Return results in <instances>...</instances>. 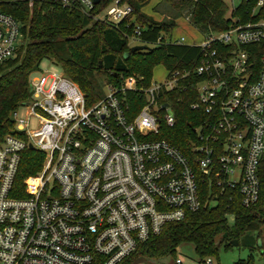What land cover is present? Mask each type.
<instances>
[{
    "label": "built area",
    "instance_id": "built-area-1",
    "mask_svg": "<svg viewBox=\"0 0 264 264\" xmlns=\"http://www.w3.org/2000/svg\"><path fill=\"white\" fill-rule=\"evenodd\" d=\"M118 27L133 7L110 0L95 12L94 0H56ZM264 0H257L255 7ZM130 22L125 26L130 27ZM143 27L133 22L137 40ZM19 21L0 11V63L15 55ZM159 38V41L161 40ZM166 41L187 44L185 37ZM264 42V19L203 35L192 67L168 70L164 82L139 87L133 77L88 105L78 85L58 73L34 71L26 117H12L17 134L0 143V264H119L138 243L185 218L202 203L199 174L217 192L229 189L243 207L264 200V48L259 72L247 46ZM195 75L197 99L190 108L207 115L195 128V165L159 133L175 116L160 93L184 89ZM144 94L130 113L122 95ZM164 104H167L164 107ZM38 120L31 129L29 117ZM42 152V169L23 178V196L13 194L23 151ZM175 264H182L175 258ZM200 264H213L212 256Z\"/></svg>",
    "mask_w": 264,
    "mask_h": 264
},
{
    "label": "trees",
    "instance_id": "trees-1",
    "mask_svg": "<svg viewBox=\"0 0 264 264\" xmlns=\"http://www.w3.org/2000/svg\"><path fill=\"white\" fill-rule=\"evenodd\" d=\"M147 1L127 0L133 5V14ZM101 2L95 7V12L110 0ZM256 2L242 0L229 11L224 0H161L164 18L161 21L142 20L140 25L143 29L137 36L138 44H146L149 48L130 51L128 36L133 35V22H138L129 16L115 27L83 14L76 7L63 6L56 0H0V11L10 13L19 21L22 34L15 55L0 63V143L6 135L17 134L12 113L30 98L29 78L34 71L39 70L44 58L52 59L64 75L78 85L86 104L90 105L104 96L105 85L120 87L127 75L139 74L142 79L138 81V86L147 87L156 64L162 63L167 70L195 65L200 59V46L168 42L162 35L175 26L178 17H185L202 35H207L234 24L264 17V4L256 12ZM126 22L131 23L130 27L125 26ZM160 36L163 38L159 41ZM263 48L264 42L247 46L256 74L259 72ZM128 51L130 53L126 56ZM197 80L199 77L192 75L184 89L174 88L160 93V100L168 102L173 110L175 124L167 126L161 122L159 133L154 135L178 147L194 165L193 147L199 143L195 128L207 117L202 111L190 108V103L197 99ZM122 95L132 115L145 103V96L140 91L127 90ZM44 160V154L36 149L27 148L23 151L13 187L14 195H24L23 178L38 173ZM199 176L201 207L187 213L182 220L165 224L160 233L139 242L136 249L119 264H133L141 258L175 257L176 247L184 241L193 242L201 258L216 256L222 244L224 249L231 248L234 239L238 244L242 241L247 245L253 244L259 250L264 264L261 234L264 200L243 207L235 191L227 189L219 193L207 179ZM228 215L233 217L232 224L228 222ZM233 264L255 262L252 254H249L247 258L236 259Z\"/></svg>",
    "mask_w": 264,
    "mask_h": 264
},
{
    "label": "rangeland",
    "instance_id": "rangeland-1",
    "mask_svg": "<svg viewBox=\"0 0 264 264\" xmlns=\"http://www.w3.org/2000/svg\"><path fill=\"white\" fill-rule=\"evenodd\" d=\"M161 0H148L142 7L134 11L128 15L130 19L138 22L137 24H141L142 20L148 19L152 21H161L164 18L163 11V2L162 5L160 3ZM225 3L229 7V11H231L234 7L238 6L242 0H224ZM123 3H128L127 0L123 1ZM109 4V2L107 3ZM130 4V3H129ZM131 5V4H130ZM133 6V5H131ZM259 7H256V12ZM162 9V10H161ZM165 12V11H163ZM140 13L141 15H139ZM143 15V16H142ZM139 19V20H137ZM264 19V17L260 18ZM233 20H235L233 18ZM145 21V20H144ZM164 39L168 36H172L173 38H178L180 36H184L187 44H198L203 40L202 33L196 29L193 25L189 23V21L181 16L175 20V26L172 27L169 31H164L162 34ZM21 39H19V44L21 43ZM139 42L134 39H129V45H135ZM158 54H161L157 51ZM39 71L44 73H58L61 71V68L50 58H44L39 65ZM168 76L167 68L162 64H156L153 68L152 78L150 82H164ZM129 77H133L136 81V85H138V81L142 79L139 74H131L127 75L123 78V80L128 79ZM104 92H107V85L104 86ZM17 115L19 118H27L26 117V106L23 104L18 105L16 108ZM38 120L34 116L29 117V125L31 129H35L37 127ZM228 222L232 224L233 217L232 215H228ZM262 241L264 242V224L261 228ZM219 240V236L216 237V241ZM260 242V240H258ZM249 254H252L255 264H262L263 259L257 248L251 243L244 244L242 241L241 244L233 245L231 248L224 249L223 244L220 246L218 254L216 256H212L213 264H233V262L238 258H247ZM175 257L181 259L182 264H200L201 258L195 251V245L191 241H184L178 244L175 249ZM175 257L166 256L160 259H147L141 258L137 260L133 264H174Z\"/></svg>",
    "mask_w": 264,
    "mask_h": 264
},
{
    "label": "water",
    "instance_id": "water-1",
    "mask_svg": "<svg viewBox=\"0 0 264 264\" xmlns=\"http://www.w3.org/2000/svg\"><path fill=\"white\" fill-rule=\"evenodd\" d=\"M99 2V0H94V3L97 4ZM149 46L146 45V44H135V45H132L130 47V51H136V50H142V49H148ZM129 51L126 52V56L129 55ZM167 104H164V107L166 106ZM233 245H238V241L236 239L233 240Z\"/></svg>",
    "mask_w": 264,
    "mask_h": 264
}]
</instances>
